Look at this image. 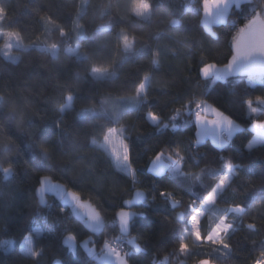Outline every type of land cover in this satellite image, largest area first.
Masks as SVG:
<instances>
[{"label":"trees","instance_id":"1","mask_svg":"<svg viewBox=\"0 0 264 264\" xmlns=\"http://www.w3.org/2000/svg\"><path fill=\"white\" fill-rule=\"evenodd\" d=\"M189 1L149 0L150 17L143 19L130 11L133 0H0V32L16 31L23 43L34 44L15 48L19 59L13 62L2 53L7 38L0 35V99L4 101L0 136L9 138L6 148L0 144V264H52L57 258L62 264H103L88 255L82 242L91 236L89 246L98 248L104 236L120 237L114 214L138 189L146 192L147 200L134 206L138 215L131 236L144 251L136 252L122 237L131 264H193L205 255L218 264H249L264 248V207H251L264 205V142L248 147L254 136L253 121L264 118V106L260 113L249 114L248 105L264 100L260 99L264 79L251 83L246 74H238L215 80L201 73L206 64L229 62L233 39L240 34L232 19L248 22L264 9V0H251L240 8L232 5L227 20L214 24L213 30L204 25L202 0L197 13L189 10ZM45 13L67 33L62 36L54 24L45 26L41 20ZM173 20L179 23L174 25ZM104 25L111 27L98 31ZM121 29L135 35L134 51L120 47ZM52 43L58 46L55 58L48 47ZM77 44L79 58L66 51ZM153 59H158V67ZM93 63L111 64L115 75L94 79L89 74ZM145 73L150 74L147 98L136 100L132 93ZM68 92L74 97L72 108L60 113L58 105L65 103ZM202 100L242 126L223 147L210 138L196 143L197 104ZM91 107L95 116L80 115ZM177 109L179 115L173 120ZM149 110L161 115L159 124L150 122ZM113 127L123 129L138 184L116 170L107 150L91 144L92 139L101 141ZM41 143L52 149V161L43 159ZM165 147L182 150L184 176L174 179L168 170L162 175L149 170L154 155ZM229 161L235 171L215 207L243 203L247 208L242 217L232 220V249L199 247L200 241L189 236L192 252L178 256L175 249L189 228L190 206L195 202L199 207L215 177L227 173ZM9 163L14 173L6 180L2 168ZM201 170L202 181L194 182L191 174ZM42 175L63 182L98 205L107 222L103 234H90L54 197L43 207L36 191ZM163 189L179 199L177 208H172L168 196L160 195ZM180 211L185 213L184 221L176 219ZM214 211L201 219L202 231L215 222ZM253 220L257 231L250 232L245 225ZM68 233L76 234L75 250L64 242ZM26 237L33 242V253L40 252L39 258L21 249ZM165 254H169L167 261Z\"/></svg>","mask_w":264,"mask_h":264},{"label":"snow or ice","instance_id":"2","mask_svg":"<svg viewBox=\"0 0 264 264\" xmlns=\"http://www.w3.org/2000/svg\"><path fill=\"white\" fill-rule=\"evenodd\" d=\"M232 2L236 5L237 8H240L241 5L245 3H251V0H232ZM150 8L151 4L149 0H145V2L140 5L137 3V0H133V6L131 7L130 11L132 14L143 18L148 19L150 17ZM42 22L45 24V26L49 24H54L57 27H60L61 35H65L67 33V30L64 29L59 25L58 21H55L54 18H52L47 13L42 14L41 16ZM264 22V18H261L259 14L254 16L252 19H250L245 27L248 29L254 28L258 23ZM172 23L178 24L179 21L173 20ZM76 28H79V23H76ZM111 25H104L98 31L104 32L108 31L110 29ZM243 31V29H242ZM11 35V34H10ZM212 35L215 37L216 34L212 33ZM119 42L120 47L123 49L124 52H132L135 50V42L136 37L133 33H130L126 29H121L119 33ZM49 50L51 51L53 57L55 58L57 54L58 46L55 43L50 44ZM255 51L256 49H252ZM260 51L264 52V47H261L259 49ZM66 51L74 56H77L78 58L81 56L80 52V45L77 44L75 48H67ZM242 53L240 51L239 46H237L236 53L230 57L229 65L231 62L235 61L238 56H240ZM246 54V53H245ZM83 58L87 59V56H84ZM13 62L18 61V57H12L11 58ZM152 63L159 66L158 59H153ZM214 63L206 64L202 67V71L205 75L208 74V71L211 67H214ZM222 71V70H221ZM89 74L96 80H104L108 78L109 75H115V72L112 70V65L109 64L107 66H104L102 64H96L93 63L90 66ZM150 80V74L145 73L142 77L140 83L136 86L134 93H132V97L136 100H139L141 96H144L145 99L147 98V85ZM73 94L71 92H68L66 95V101L63 104L58 105V111L60 113H64L66 110H71L73 105ZM264 99V98H260ZM4 101L0 99V104H2ZM104 104L108 103L107 98L103 101ZM201 105L205 106L206 111H214L216 113V117L218 120L226 121L230 126L233 125V121L230 117L224 115L222 112H220L219 109H215L213 106L207 105L206 101H200L199 104H197V107L199 108ZM86 112H90L93 116L96 115L94 108H86L83 112L80 113L81 116H83ZM148 118L150 122L153 125L159 124L162 117L161 115L156 112L149 110L148 112ZM179 115V109L175 111L173 116L171 117L173 120L177 118ZM197 119L203 120L205 117L201 113H197ZM215 122V121H214ZM57 125L59 126V121H57ZM164 127H167L165 124ZM173 130H176V125H173ZM119 133V134H118ZM123 129H109L107 131V134L104 135L103 139L105 141L104 144L99 145L101 148L107 149L109 145H111V152L114 154L115 157V168L119 172H123L126 174L132 181L133 184H138V178L136 175V170L134 165L131 163V151L130 146L127 142V140L123 137ZM215 139V138H214ZM9 138L6 136H0V144L4 145V147H7ZM201 142L200 138L197 139L196 143L199 144ZM226 141H218V144L220 147H223ZM91 144L93 146L97 145L96 139L91 140ZM42 157L46 161H52L54 157V153L52 149L45 143H41L39 145ZM249 148H252L253 145L249 144ZM185 160V156L182 152V150L179 147H176L175 149H169L167 147L161 148L152 158L150 171L155 173L156 175H162L165 170L170 171V175L172 178H178L181 176H184L186 173L183 171V162ZM236 166L229 161L227 164L228 173L221 174L217 177H215V183L213 184L210 191H208L203 198L201 199L199 203V207L196 206V203L193 202L192 205L189 208V212L191 213L190 216H188V221L190 223V228L185 229L182 234L180 235L178 247H176L175 251L178 256H188L192 252V246L187 242L185 239L188 236L194 237L195 239H198L200 241L199 247L207 248L209 245L213 246L214 250L216 251H222L223 249H232V244L230 242L229 236L232 231L235 230V225L232 223V220L235 219V217H242L247 208L246 205L243 203H235V204H229L226 208L217 210L215 207L219 202V196L225 191V189L230 185L232 176L230 175L234 168ZM5 179H8L11 177L14 173V165L9 163L7 167L2 168ZM202 171L192 173V179L194 182H200L202 181ZM57 192L62 199L65 200V202H69L67 197L63 194L62 186L59 183H52V177L49 175H42L39 180V184L37 187V196L39 203L41 205H44L47 203L45 199V193L46 192ZM71 196V202L74 203L73 212L80 217V219L84 220L87 227L91 230L93 233H98L101 231L103 227V212L99 208L98 205L91 202V200H83V194L79 191H72L69 193ZM161 196H168L170 198L171 206L172 208H177L180 204L179 199L173 194V192L170 189H163L160 193ZM145 199V191L138 189L135 193L134 200L135 202H140ZM133 199H129L125 201V204L131 205L134 202ZM251 207H264V205L261 204H253ZM86 208L87 209V219L85 220L83 214H81L78 209ZM209 209H215L214 216H215V222L209 227L207 230L202 231L201 227V217L204 215L205 210ZM63 211V209H62ZM235 213V216H232V214ZM115 219L113 221L114 224L119 225V231H120V237H113L111 240H105L103 245V251H104V259H107L110 255H115L116 257V264H131V260L129 259V255L126 251L122 250L118 245H113V240H117L119 238L125 237L128 235L130 230V223H131V217L136 215L135 212L128 210L127 208H120L116 211ZM176 219L178 221H184L185 220V213L180 212L176 214ZM188 223V224H189ZM245 227L250 232L257 231V224L253 220L251 222H248ZM40 230L37 229V232ZM92 237L89 236L88 238L84 239L82 244L85 251L88 253L89 256L93 257L95 259L97 257V252L94 247L89 246V240H91ZM76 240V234L75 233H68L65 238V243L72 244L73 250H75L74 242ZM128 244L131 245L136 252L144 251V248L137 243L136 239L133 237L128 238ZM33 249V242L30 237H26L24 240L23 250H25L27 253H32ZM226 254V253H224ZM40 252L36 251L33 253L34 258H39ZM168 255L165 254L163 257L164 261L168 260ZM193 264H215V262L207 255L198 257L197 259H194ZM249 264H264V248H261L258 253L252 258V260L249 262Z\"/></svg>","mask_w":264,"mask_h":264},{"label":"crops","instance_id":"3","mask_svg":"<svg viewBox=\"0 0 264 264\" xmlns=\"http://www.w3.org/2000/svg\"><path fill=\"white\" fill-rule=\"evenodd\" d=\"M202 4L203 22L208 30H213L214 24L226 21L232 5H235L232 0H202ZM259 16L264 18V14ZM237 46H239L242 54L238 56L235 61L231 62L230 65L229 62L226 65L214 64L215 66L209 69L207 75H205L201 69L202 75L204 77H212L215 80H226L233 75L246 74L249 77L251 83L262 81L264 79V52L260 51L259 49L264 47V22L258 23L252 29L245 28L244 31L239 34V36L233 39V55L236 53ZM252 49L256 50L253 51ZM207 105L214 107V105L208 102ZM263 106L264 100H257L256 103L249 102V114L260 113ZM197 111L203 116L206 113L210 117L216 118V113L214 111H206L204 105H201ZM197 123L199 126L200 124L204 123V119H197ZM251 128L254 131V136L249 143L254 146L257 145V143L264 142V118L255 119L251 125ZM221 131H223V129H221ZM208 138L212 139L211 137ZM212 140L215 143L217 141L216 139ZM228 142L226 144H228ZM94 248L96 249V247ZM103 256L104 251L97 256L96 260L103 264H116L115 255H110L107 259H104Z\"/></svg>","mask_w":264,"mask_h":264},{"label":"rangeland","instance_id":"4","mask_svg":"<svg viewBox=\"0 0 264 264\" xmlns=\"http://www.w3.org/2000/svg\"><path fill=\"white\" fill-rule=\"evenodd\" d=\"M144 2L145 1H142L140 3V5H142ZM0 35H4L7 38V41H6L5 45L2 47L1 50H2V53L6 57H8L10 59L12 57H18L19 58V54L15 50V48H22V47H25V46L34 45L33 43L32 44H25V43H23V41L21 40L18 32H16V31L0 32ZM73 48H75V47H73ZM250 102H252V101H250ZM91 108H93V107H91ZM215 108L218 109L217 107H215ZM220 112H222V111H220ZM223 114L226 115L225 113H223ZM204 116H205L204 123L200 124L198 126V130H197V139L200 138L201 142L205 141L208 137H211L212 139L215 138L217 140V141L215 140L216 141V143H215L211 139L215 144H217L218 141H226V143H227L233 137V135L236 134L242 128V126L239 123H237L234 119H232L231 117L230 118L233 121V125L230 126L226 121H223L222 119L221 120H218L217 117L216 118L210 117L206 113L204 114ZM226 116H228V115H226ZM113 128L119 130L118 128H115V127H113ZM113 128H111V129H113ZM221 129H223V131H221ZM96 141H97V144L98 145H101V144H104L105 143L104 139H102L101 141H98V140H96ZM226 143L224 145H226ZM249 144H251V143H249ZM257 144H259V143H257ZM217 145H219V144H217ZM105 150H107L109 152V154L112 156L113 160H115L114 154H112V152H111V145H109L107 147V149H105ZM150 166H151V164H150ZM234 171H235V168H234L233 172L230 174L231 176L234 173ZM227 173H228V171H227ZM210 210L211 209L205 210L204 211V215L206 213H208ZM202 217H201V219H202ZM189 228H190V223H189ZM129 237H133V236H131V235L128 236L127 239H126L127 242H128V238ZM188 237H186L185 239H187ZM195 240L199 241L198 239H195ZM23 245H24V241L22 242V244L20 246L22 250H23ZM33 252H34V247L32 249V253ZM29 254H31V253H29ZM98 255L99 254H97V256Z\"/></svg>","mask_w":264,"mask_h":264},{"label":"water","instance_id":"5","mask_svg":"<svg viewBox=\"0 0 264 264\" xmlns=\"http://www.w3.org/2000/svg\"><path fill=\"white\" fill-rule=\"evenodd\" d=\"M4 175H5V174H4ZM9 178H10V177H9ZM9 178H8V179H9ZM6 180H7V179H6ZM52 183H59V184L62 186L63 194L67 197V199H68L69 202L66 203L65 200L62 199L61 196H60L57 192H51V191H49V192H46V193H45V199H46L47 203L44 204V205H42V206H43V207H46V206L48 205V202H49V197H54L58 202H60V204H62L63 206L67 207V208L71 211L73 217H74L79 223H81V224L83 225V227H84V228H85L90 234H92V235H94V236H100V235H102L103 232L105 231L106 227H107V222H106L105 218L103 217V227H102L101 231L98 232V233H93V232H91V230L87 227V225H86V223L84 222V220L80 219V217L77 216V215L73 212L74 203L71 202V196L69 195V193H71V192L74 191V190L69 189V188L67 187L66 184H64L63 182H60V181H56V180H53V179H52ZM36 191H37V190H36ZM136 191H137V190H135V191L133 192L132 197L129 198V199H133V200H134V197H135V193H136ZM82 199H83V200H89V199H84L83 197H82ZM129 199H126V200H129ZM126 200L123 201V205H124L123 208H127L128 210L133 211V212L136 213V215H134V216L131 217L130 230H129L128 235L125 236V237H128V236H130V235L132 234V224H133V221L135 220V218H136L137 215H138V212L134 209V206H139V205L145 203L146 200H147V194H146V192H145V199H144L143 201L135 202V200H134V202H133L131 205H127V204H125V201H126ZM78 211H79L81 214H83V216H84V218H85V220H86V219H87V209H86V208H81V209H78ZM180 212H181V211H180ZM180 212H178V213H180ZM117 226H118V229H119V225H118V224H117ZM119 233H120V231H119ZM75 243H76V240H75L74 244H75ZM66 244H67V243H66ZM68 245H72V244H68ZM62 263H63L62 260L59 259V258H57V259H55V260L53 261L52 264H62ZM215 264H218V263L215 262Z\"/></svg>","mask_w":264,"mask_h":264},{"label":"built area","instance_id":"6","mask_svg":"<svg viewBox=\"0 0 264 264\" xmlns=\"http://www.w3.org/2000/svg\"><path fill=\"white\" fill-rule=\"evenodd\" d=\"M188 8L191 12L193 13H197L198 11L201 10V5L199 4L198 0H191L188 2ZM264 13V9L263 10H258L256 12V15L259 14V15H262ZM247 22H244V23H239L238 20L236 18H233L232 19V24L237 28V31L239 33L243 32L244 29L246 28L245 25H246ZM243 29V31H242ZM112 238L109 237V236H104L103 238V243L100 247L96 248V252L97 254H100L103 252V245H104V241L105 240H111ZM113 245L116 246L118 245L122 250L124 251H127V245H126V242L124 239L122 238H119L117 240H113ZM96 259V258H95Z\"/></svg>","mask_w":264,"mask_h":264}]
</instances>
